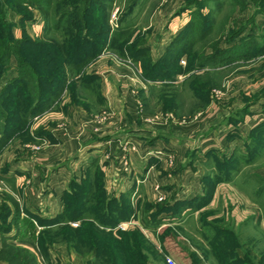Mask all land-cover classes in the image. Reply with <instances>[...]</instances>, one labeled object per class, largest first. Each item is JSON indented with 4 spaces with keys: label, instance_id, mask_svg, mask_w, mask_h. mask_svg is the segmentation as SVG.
Segmentation results:
<instances>
[{
    "label": "crops",
    "instance_id": "1",
    "mask_svg": "<svg viewBox=\"0 0 264 264\" xmlns=\"http://www.w3.org/2000/svg\"><path fill=\"white\" fill-rule=\"evenodd\" d=\"M176 2L163 0L143 12L141 7L142 27L133 19L128 22L134 32L129 43L138 42L152 63L190 21L192 12L180 13L172 7ZM138 3L134 0L131 13ZM112 56L101 54L86 73L98 76L103 105L89 111L66 97L59 109L31 121L30 140L17 137L0 153V179L9 188L0 195V253L12 247L34 254L36 264H94L63 233L59 240H42L57 235L60 227L78 225L68 219L71 198L86 200L81 191L93 188L118 200L129 197L134 214L120 223L134 221L142 227L161 257L150 264H167V255L178 264H264V213L238 186V181L250 182L253 173L251 162H245L251 154L249 135L239 146L241 132L255 129L262 115L249 118L242 112L226 119L223 113L217 119L221 109L212 93L199 110L198 92L189 83L191 103L185 105L182 82L192 71L183 80L178 73L154 81L145 75L143 59H133L130 66ZM196 108L202 118L190 116ZM34 138L42 140L32 142ZM217 175L223 178L217 180ZM158 203L171 209L161 212L157 228H145L144 207ZM175 209L178 215L172 214ZM18 218L20 228L12 222ZM213 225L225 232H216ZM21 237L34 242L19 241ZM0 264L12 263L0 256Z\"/></svg>",
    "mask_w": 264,
    "mask_h": 264
},
{
    "label": "trees",
    "instance_id": "2",
    "mask_svg": "<svg viewBox=\"0 0 264 264\" xmlns=\"http://www.w3.org/2000/svg\"><path fill=\"white\" fill-rule=\"evenodd\" d=\"M15 1L16 3L21 2ZM31 1L42 8L44 19L47 22L51 20L50 12L54 9L55 17L52 21L55 28L58 31L63 30V34L66 37L70 36V39L63 42L52 39L50 47L53 49H47L49 44L46 43L19 41L18 46L20 47L16 50L13 28L7 19L8 9H11V7L8 0H0V83L11 65L12 58H15L17 63L16 77L10 80L0 91V107L4 106L5 96L9 97L6 103L9 111H0V121L4 123L2 129H0V152L13 137L18 134L24 135L28 131L29 123L36 116L50 109L55 102L54 99L58 98L66 89L70 90L73 102L84 104L89 111L97 110V107L94 106L103 105L105 102L100 92L98 76L81 72V69L95 60L108 43V33L110 31L109 12L113 0H75V3L79 4L78 8L81 9L82 15L76 18L77 21L72 26L66 25V19L71 16L72 11L63 8V3L60 1L55 6L49 0ZM133 2L131 3L133 4ZM93 4H95L94 7ZM132 4L128 7L127 14L123 16L118 28L119 32L116 35L132 32L129 23H126V17L133 10ZM204 4H201V6ZM93 13L94 17L91 21L92 17L90 18V16ZM194 13L196 12H192V15ZM208 14L203 15L202 19L199 18V21L195 19L189 21L186 27L180 31L181 33L167 46L165 53L157 62L152 63L145 57L147 50L140 48L136 41L131 44L127 43L126 48L135 60L143 59L145 75L148 78L154 81L155 79H174L178 73L184 71L185 68L180 64L178 65V62L180 63L182 60V55L190 51L189 48L196 39L195 33H190L195 28L197 29V25L198 32L202 33L200 37L203 36L204 31L211 32L214 18L211 12ZM97 36L102 38L99 39L98 37L97 40ZM109 41L111 47L120 52H125L124 46H119L115 39ZM25 44H29L30 48L36 47L38 49L26 51L22 49ZM215 44L217 45V43ZM238 44L240 48L242 41ZM216 45L215 48L218 50L214 51V54L208 57L209 59L226 54L227 57L235 56L234 53H230L234 47L227 46L222 49V46L217 48ZM256 45L259 47L258 52H254L252 56L264 54V38L262 43ZM44 47L46 48L45 51L43 50ZM239 50L241 49H238V53ZM54 63L59 66L55 70L62 73L59 78L54 76L53 67L50 68ZM196 69L197 65L189 67L192 73L188 82L197 90L198 99H202L203 103L205 101L209 103L211 101L209 99L211 82L208 81H212V74L208 71L203 76H199L196 74ZM67 73H69V76H67ZM201 77L206 83L200 87L201 84L198 79ZM86 90H94L93 92L97 94L100 103L95 105V103L89 101L85 102V98L83 99L81 96ZM252 131L256 133L257 141L255 138L251 139L248 147L251 154L245 157L246 161H251L252 154H255L260 149L259 146L264 143V123H260ZM41 133L44 134V132ZM222 178V176L217 175L215 179L220 180ZM80 195L82 197L87 196V199L83 200L78 196L75 199L71 198L73 200L71 201L72 208L68 216L69 220L79 221L78 225L74 226L70 223L62 228L60 227L56 232L58 236L42 238L43 241L59 240L63 233L71 245L83 255L94 251L96 254L95 264H150L153 262V258H157L155 256V245L145 237L142 227L136 226L133 229L117 231L107 229L108 227H116L121 221L130 219L134 214L129 197L124 195L121 200H118L107 196L104 190L98 191L93 188L82 190ZM152 208H155L154 211H150ZM170 209L171 206L165 204H147L143 209V226L151 230L157 228L162 221L161 212H168ZM179 213L180 211L176 209L172 211L173 215ZM85 218L87 220H84ZM213 229L218 233L225 232L223 229L215 227V225H213ZM21 251L19 249L15 251L14 248L7 247L5 250L3 249L0 256L8 257L12 264H19L21 263Z\"/></svg>",
    "mask_w": 264,
    "mask_h": 264
},
{
    "label": "rangeland",
    "instance_id": "3",
    "mask_svg": "<svg viewBox=\"0 0 264 264\" xmlns=\"http://www.w3.org/2000/svg\"><path fill=\"white\" fill-rule=\"evenodd\" d=\"M18 1L21 2L16 3L15 0H8L11 9H8V14H7V19L10 21L13 28V38L15 40L14 47L16 50H18L20 47L18 46L19 41L20 42L32 41L34 43H44V44L46 43L49 44L47 46L48 47L47 49H53L52 47H50V43L52 39H56L59 42H63L65 40L70 39V36L66 37L65 34H63V30L58 31L55 28L53 24L54 22L52 21V19H54L55 17V12L53 11L54 9L52 10V12L49 11L51 13L50 16L51 20L47 22L44 19L43 11L41 10L42 8L40 6L33 3L31 0H18ZM49 1H51L54 6L57 4V2L60 1L61 3H63V8H67L70 9V11H72L71 16L66 19L67 26H72L77 21L76 18L79 16L81 17L82 15L81 9L78 8L79 4L75 3V0L73 1L49 0ZM132 1L134 0H113L112 8L110 9L109 12L110 31L108 33V38L109 40L115 39L116 42L119 43V46L120 45L122 47L124 46L125 52H120L119 50H116L115 48L111 47L110 41L108 40L106 47L103 49L101 53L103 54L105 52H109L113 55L112 57L117 62L121 64L127 63L130 66H133L134 58L126 48V44L129 43V41L127 42L126 40H130L134 32L129 31L128 34L127 32L126 33L124 32V34L122 35H116V34L117 32H119L118 28L120 27L121 20L123 19V16L127 14V9L132 4L131 3ZM141 1L142 0H138L139 3L135 8L134 11L135 13L134 14L131 13L132 15L129 14L128 17H126V23H128L129 20L133 19L136 25L142 27V23H144V19L143 17H141V13L145 10H151V9L153 10L158 5V3L160 4L163 0H143L142 3ZM203 3L205 4L201 6V4ZM94 5L95 4H93V7ZM117 7H118V12H117ZM141 7L143 9L142 12H141ZM172 7H178L180 13L185 12L187 9H189L191 12H196L193 15L191 14L190 21L192 19L199 21V18L202 19L203 15H207L210 12L212 13L214 18L211 32L208 33L204 31L203 36L200 37L202 33L198 32L199 28L197 25V29L195 28L194 31L190 33V34L195 33L196 35V39L194 43L191 44V47L189 48L191 52L187 51V54L185 55L181 54L182 60L180 61V63L178 62V65L180 64V66L185 68L184 71L181 72L182 80L185 77L184 74L191 72L190 71L191 69L189 70V67L191 65H197L196 74H198L199 76H203V74L210 71L212 74V81L207 80L208 82H211L209 92L212 93V97L215 99L214 101L215 104L221 109L220 112L221 114L217 113V119H221L223 113L227 115L225 118L229 119L232 115L233 117L236 118L239 115L241 116L242 112H247L249 118H251L250 116L251 113H258L262 115V119L264 123V54H258L252 56L254 52H258L257 50L259 47H257L256 44L262 43L264 38V0H179V3L174 4ZM239 9L243 11L242 14L239 13ZM113 12H116L115 16ZM198 12L199 14L202 15L197 14ZM93 17H94V13L92 16H90L91 21H93ZM111 25L113 26V29L111 28ZM185 27L186 25L181 30H183ZM180 33L181 32L179 31L178 34L172 36L169 44H171V41H173V39H175ZM98 37L99 36L96 37L97 40ZM100 38L102 37H99V39ZM241 41L242 44L239 48L238 43ZM215 43H217V45ZM211 44L212 47L210 48ZM214 44L217 46V48H219V46L220 47L222 46L221 47L222 49L226 48L227 46L234 47V49H232L230 53L232 54L234 53L235 56L227 57L226 54L224 56L220 55L213 57V59H209L208 57L214 54V51L218 50L215 48ZM233 45H237V46H233ZM22 49L29 51V49L37 50L38 48L36 47L30 48L29 44L28 45L25 44L22 46ZM45 49L46 48L44 47L43 50L45 51ZM238 49H241L239 50L240 51L239 53H238ZM95 60L85 65L81 69V72L87 73L88 70L91 68L92 63ZM16 64H17L16 59L12 58L11 65L1 80L0 91L10 80H13L16 77L17 75ZM52 67L55 72L54 76L58 78L61 77L62 73H59L58 71L55 70L59 66H56L54 63L53 66H51L50 68ZM67 76H69V73H67ZM70 79L72 80L73 78ZM198 80H200L199 82L201 84L200 87L206 83L204 82L202 77L199 78ZM182 83H184L183 87L181 84V86L178 87V89L180 90L182 87L183 96H184L183 99H185V105L187 104L186 106H189L191 102L189 101L190 99L187 98V94L189 93V91H188V87L186 86L189 82L184 80ZM93 91L94 90L92 91L86 90L84 91L81 97H83V99L85 98L84 99L85 102L89 101L97 105L100 102L99 99L97 98V94ZM66 97H68L69 101H72V95L70 93V90L68 89H66L63 93H61V95L58 98L54 99L55 102L53 103V106L50 109L56 107L57 104L60 101L64 100ZM8 98H9L8 96H5L3 100L4 106L2 105L0 107V111H4V112L9 111V107L6 104ZM209 99L210 100L212 99L210 98V95H209ZM193 102L194 104H197L196 99H194ZM206 105H207L206 101L205 103H203L202 99L199 100L198 102V106L200 107L199 110L204 109ZM100 106L101 105L97 107ZM229 106L231 107L229 108ZM57 108L59 109L60 106L56 107V109ZM195 110L193 114H191L190 116L192 117L196 116V118L199 117L202 118L203 113L199 112L197 108ZM218 114L221 116H219ZM3 125L4 123L0 121V129H2ZM27 129L28 131L24 135L18 134L15 137H13L6 144L3 150L17 137H22L24 140H30L29 133L31 130V122L29 123ZM37 131L34 130L33 133L36 135ZM242 131L243 132H241V134L243 138L238 143L239 146H242L243 142H247L246 141L247 135H249L248 137L250 141L251 139L254 138L257 141L255 137L257 135L255 132L251 131L249 128H246V130H242ZM41 132L44 131L41 130L38 134H40L39 136L42 139H44L43 134ZM40 140L34 138L32 142H39ZM259 147L260 149L255 154H252L251 157L252 160L250 161L253 167V173L251 179L252 182L251 181L248 182L247 179L245 180L246 182L241 180L238 181V186L240 187V190L244 191L251 198H254V200L259 205V209H260L259 211L264 213V146L261 145ZM8 192H9V188L4 182L3 189L0 190V195L2 193L8 194ZM12 222H14L13 224H15L17 228H20V224L22 225V221L20 222L19 218L18 220L16 221L13 220ZM136 226L139 225H134L133 228ZM117 227H114L113 230L115 231L120 230ZM29 239L30 238L21 237L18 240L32 244L34 242V239H30V240ZM20 255H21V264H36V259L34 254L22 252ZM157 255L158 254L156 253L155 256ZM83 256L91 258L90 260H92L93 262L96 259V254H90V255L84 254ZM152 261L153 262L157 261L159 263L161 261V257L153 258Z\"/></svg>",
    "mask_w": 264,
    "mask_h": 264
},
{
    "label": "built area",
    "instance_id": "4",
    "mask_svg": "<svg viewBox=\"0 0 264 264\" xmlns=\"http://www.w3.org/2000/svg\"><path fill=\"white\" fill-rule=\"evenodd\" d=\"M3 185H4V182L2 180H0V190L3 189ZM162 198H163V196H158L159 200H161ZM134 225H135L134 221H127V222L120 223L117 228L120 230H127ZM166 263L167 264H178L177 261H175V259H173L169 255L166 256Z\"/></svg>",
    "mask_w": 264,
    "mask_h": 264
}]
</instances>
